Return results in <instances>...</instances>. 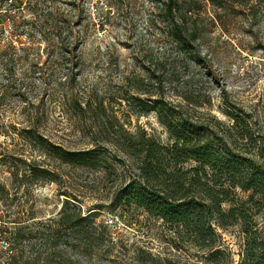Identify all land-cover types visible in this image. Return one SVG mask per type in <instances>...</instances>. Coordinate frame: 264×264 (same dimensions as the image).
<instances>
[{
  "label": "rangeland",
  "instance_id": "rangeland-1",
  "mask_svg": "<svg viewBox=\"0 0 264 264\" xmlns=\"http://www.w3.org/2000/svg\"><path fill=\"white\" fill-rule=\"evenodd\" d=\"M174 1L171 17L167 0H0V264L249 263L240 222L215 225L213 245L201 247L120 200L136 172L119 134L171 142L155 107L226 127L242 111L264 133V0ZM179 23L197 31L185 47ZM44 25L68 35L74 53ZM64 150H93V162H68ZM67 200L69 212L95 215L62 227ZM256 213L264 236V200ZM15 225L30 228L11 244Z\"/></svg>",
  "mask_w": 264,
  "mask_h": 264
},
{
  "label": "trees",
  "instance_id": "trees-1",
  "mask_svg": "<svg viewBox=\"0 0 264 264\" xmlns=\"http://www.w3.org/2000/svg\"><path fill=\"white\" fill-rule=\"evenodd\" d=\"M210 1L215 3V0ZM165 8L168 15L174 17L175 1L167 0ZM39 12L43 14L44 9ZM46 32L64 48L63 54L77 49V45L65 41L69 36L64 38L59 28L50 32L44 25L41 33L48 38ZM196 32L179 23L177 38L185 47L195 40ZM6 46V49L15 48L13 41ZM155 108L169 131L171 142L162 144L145 134L122 140L124 135L119 134L116 145L130 159L136 172L123 188L120 200L178 225L201 247L213 245L215 225L228 227L240 222L246 235L248 264H264V236L254 219L256 207L264 200V133L255 128L251 117L242 111H231L229 116L234 123L226 127L219 120L214 123L192 120L172 106L165 110L164 106ZM92 153L93 150H64L62 157L68 162L88 165L93 162ZM236 189L250 193L249 198L237 199ZM70 204L67 200L60 211L58 224L62 227L77 228L95 215L83 217L81 212H69ZM226 204L229 207H225ZM28 227L15 225L9 230L7 241L18 243ZM83 230L84 234H89V240L95 238V227L87 225Z\"/></svg>",
  "mask_w": 264,
  "mask_h": 264
},
{
  "label": "built area",
  "instance_id": "built-area-1",
  "mask_svg": "<svg viewBox=\"0 0 264 264\" xmlns=\"http://www.w3.org/2000/svg\"><path fill=\"white\" fill-rule=\"evenodd\" d=\"M109 222H110V223H112V222H113V220H112V219H110V220H109ZM0 232H1V228H0Z\"/></svg>",
  "mask_w": 264,
  "mask_h": 264
}]
</instances>
